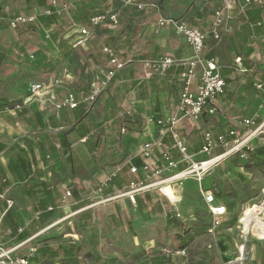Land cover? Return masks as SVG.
I'll use <instances>...</instances> for the list:
<instances>
[{"label": "rangeland", "instance_id": "374dc122", "mask_svg": "<svg viewBox=\"0 0 264 264\" xmlns=\"http://www.w3.org/2000/svg\"><path fill=\"white\" fill-rule=\"evenodd\" d=\"M56 1L60 6L64 3H68L70 6L65 11H62L61 16L47 18L43 13L48 6V0H0V98L4 99V94L10 97L18 96L21 93L33 94V90H40L41 88H38V86L34 88L37 82H43L50 77H55L63 68L71 69L73 75L77 73V77H80L79 70L81 69L79 68L82 67V64L80 65L79 60L83 61V63L86 62L85 66L88 65V70L85 71L86 76H89L91 71L94 72V67L91 63H96V61H92L87 56L86 51L84 52L79 47L73 48L70 44L73 43L75 45L77 43V40L72 41L73 38L79 36L77 28L86 27L90 30L92 35L90 40L93 48L92 52L99 59L98 63L93 64L98 65V67L102 68L108 62L106 56L104 55L105 57H103L101 55V49L105 45L114 46L116 51L119 52V57L124 59V61H132L126 66L127 68H124L125 71L121 73L119 81L113 82V88L110 92H113L116 96L112 98L109 89L98 99L99 101L95 105L91 106L87 101H84L87 95V88L73 91L69 86L68 89L75 93L80 101V105L86 106L84 112L87 110V113L84 114L81 120H77L70 130L62 132L67 133L72 130L71 134L73 132L77 135L88 134L87 147H85L88 151V157H86L87 153L84 150L78 149L79 146L76 145V148L71 147L72 151L66 156L67 159L65 157L62 158L65 161L68 160V162L71 161L82 165L80 167H83L84 171L90 168L91 172L94 170L95 174L98 172H100L98 174H101L102 171H108L110 167L114 168L120 159L111 158L104 165L110 154L108 148L103 147L100 141L103 135L101 130L107 131L106 129L110 125L108 122L111 123L114 119V112H116L117 103L120 101L118 98L123 95L124 91L128 93L131 77H139L134 70L130 73L131 68H134L132 64L135 62H133L135 54L132 52V47L126 43L127 40L122 39L125 35L128 37L129 35L132 36V31L127 29L131 25L130 20L127 17L126 9L120 8L119 16L121 21L117 28L109 29L101 27V29H94L88 24L81 25L77 23L76 17L80 13L78 9L81 8L84 12L85 9L91 7L100 8V5L102 7L104 3V6L108 10L112 9L115 11L119 6H114L110 2L106 5L104 0H82V3H76L74 0ZM153 1L157 2L158 5L159 2H162L161 7H165L164 17L172 16V19H176L174 10L179 0ZM151 9L149 7L143 12V16L140 15L139 18H135L132 26L139 33L143 27L149 26L148 22L150 23V17H152ZM19 13L27 16L37 15V21L35 24L25 25L18 30H14L10 26V20ZM179 18L177 17V19ZM254 28L250 26V30L255 31ZM165 32H163L164 34L161 37L167 41L169 40L168 33ZM149 34L150 31H147L146 39H148L147 43H151V47L154 44L159 47L163 44L161 46L163 48L172 47L171 43L166 46V43L156 37V34ZM47 35L51 36V38H48ZM143 37V35L140 36V39L137 41L138 45L142 44ZM117 40L121 41H119L120 44L111 43L117 42ZM259 40V42L256 40V43L250 46L252 56L242 59V62L249 61L260 68H264V52L261 47V43H264V41L263 39ZM243 44L245 42L242 43V46ZM53 65L55 67L52 69ZM233 67L244 69L246 66L245 63L240 66V64H236L235 62ZM97 70L99 71L97 68L95 72ZM241 74L239 75L241 76ZM235 84L233 83L231 88H234ZM59 91L63 92L65 89L59 87ZM251 91V93L257 92L255 89H251ZM251 93L246 94L248 100L252 99V96L254 97ZM257 96H260L261 100L264 98L261 94ZM122 103L124 102L120 104ZM63 109L68 108H61V110ZM123 111L124 109L120 111V115L123 114ZM227 114L231 115V118H234L235 113L229 112ZM124 116L126 115L124 114ZM131 119L127 117L126 121L128 122ZM180 127V125H177L176 129L179 131ZM195 142L193 140L190 141V138H188V147L190 145L192 148H195V145H193ZM261 144L262 142L257 143L258 146H262ZM103 150L106 151V157L104 156L103 161H100ZM172 156L175 159L176 155L174 151H172ZM203 159L200 156L194 157L195 161H202ZM259 160L263 162L261 165L259 161L243 160L241 161L242 165H236L231 170V173L226 171L228 165L224 161L217 170L207 172L202 177L192 174L182 179V182L179 181V183H175L170 187L158 185V188L155 190H150L155 197L156 205L158 204L157 198L161 199L168 206H171L168 197H172V199L181 198V201L177 204V208L183 215L186 229L191 228L192 224H196V222L201 220L205 222L207 219H211L203 203L202 193L213 190L220 194L227 204L235 202L232 208L228 210V215L217 226L218 232L215 237L205 234L203 236H195L191 241L189 246L193 248L196 254L192 258L194 262L202 261L206 264H223L224 262L242 257V261L239 264H264V213H261L264 210V157ZM98 169L101 170L99 171ZM178 171H182L180 166ZM233 172L242 173L245 179H234L236 177L232 174ZM167 177V175H164L160 179ZM98 180L100 179L89 180V182L85 181L84 184L78 182L77 186L80 189L79 198L82 199L81 209L77 213L73 209L71 213H68L70 217L65 214L64 218H67L65 220L57 218L56 220L49 221L41 231L33 226L32 231L41 234L40 239H38L41 241L27 243L17 253L21 255L30 254V248L37 247L39 249L42 245L53 249L58 248V245H63L67 248L78 245L82 249L79 264H99L95 259L100 256H103L105 259L117 257L121 260H130L133 256H140L143 250L145 254H142L136 262H132L131 264H169L168 257L171 258L174 249L167 243V238L171 234H180L181 229H179V226H176V224H179L176 222L168 223L167 219H164L162 214L158 213L159 209L156 206L152 208L151 205L148 212L141 213L136 204L128 197H122V199L112 202L105 201L106 192H98L102 184ZM102 180L105 179L103 178ZM157 181L154 180V182ZM244 186H248L252 190L249 194L250 199H247L242 193V187ZM173 190L177 192L178 196H173ZM118 191L115 190V193H118ZM231 191L236 193L237 198H233L228 194ZM166 209L168 208L166 207ZM259 214L258 220L252 222L254 216ZM246 229H251L248 234H246ZM193 232H195V229ZM245 236L248 238L246 243ZM158 244H161L165 248L167 247L166 249L170 253L161 251V249L154 252V248ZM243 244L246 246L244 247V252L241 253ZM187 249L189 250V247ZM184 252L185 254H183V251L180 253L183 256H187L186 250ZM86 254H92L94 257L91 260L85 261L83 255Z\"/></svg>", "mask_w": 264, "mask_h": 264}, {"label": "crops", "instance_id": "0c3cea01", "mask_svg": "<svg viewBox=\"0 0 264 264\" xmlns=\"http://www.w3.org/2000/svg\"><path fill=\"white\" fill-rule=\"evenodd\" d=\"M108 3L109 2H105L106 5ZM177 3L174 10L176 20L180 19L179 21H184L188 25L198 29L200 28L203 32H206L208 35V56L216 59L218 64H220L221 69L228 67L229 71H237L233 72L230 76H224L225 79L233 80V78L240 73L247 71V65L249 64L253 66L249 71L255 69V66L259 67L249 61H247V63L244 62L246 66L244 69H239L238 67L235 68L233 67V64H235L236 59L240 58L241 62L236 64L242 66L244 64L242 59L252 56L250 46L254 45L256 40L263 39L264 41V6H253L248 9L246 15H240L237 10H235V20L232 23V32L224 34V39L220 44L214 40L210 30L214 11L222 5V0H179ZM116 5L119 6L118 9H126L127 17L131 24L127 29L132 31V36L129 35L128 37L125 35L122 39L127 40L126 43L128 46L132 47V52L135 55H144V59L134 60L135 62H138L136 64L133 61L134 64H132V67L134 68H131L130 73L134 70L139 77L133 78L132 76V79L130 78L131 84L128 88V93L124 91L123 95L118 98L120 101L117 103L116 112H114L115 117L111 123L108 122L110 125L106 129L107 131H104V135H102L100 140L103 147L108 148L110 154V157L106 160L104 165L107 164L111 158H120L117 163L121 160H123V162L114 168L110 167L106 172L102 171L101 174H98L100 172L95 174L94 170L91 172L90 168L85 171L86 173H90L89 180L100 179L98 180L100 182L105 181L102 179H106L128 160H134L137 158L142 150V145L145 142L152 141L153 139L164 135L163 129L154 123H149L148 120L152 116L157 119H167L180 101V93L183 86L182 80L186 67L181 65L174 66L170 69L167 76L160 77L157 73V69L152 66V64L162 57L170 56L176 60L184 61L192 56V51L186 44L185 39L174 33L170 26L166 25L164 28H159L160 18L161 16H165L164 6L160 10L151 9L153 18L150 17V23L148 22L149 26L143 27L139 33L137 29L135 30L132 24L135 22V18H139L140 15L143 16V12L146 10L139 11L134 6L126 7L122 0H116L114 6ZM103 6L104 3L102 7L100 5V8H105V6ZM166 17L171 18L172 16ZM177 17L180 18L177 19ZM250 26L255 27V31L250 30ZM147 31H150L149 35L156 34V37L165 42L166 46L171 43L170 45L172 47H165L167 48L165 49L161 47L163 44L160 47L156 44L151 47V43H147ZM164 31H166L165 33H168L169 40L167 41L163 40L161 37L163 36ZM142 35L144 36L142 39L143 42L138 45L137 41ZM90 40L84 48H79L84 50V52L86 51L87 56H89L92 61L98 63L99 59L96 58L95 54L92 52L93 48ZM119 41L117 40V42L114 41L111 43L120 44ZM243 42H245V44L242 46ZM261 44V47L263 48L264 43ZM105 46L112 47L116 51V48L112 45ZM164 51L168 52L166 53ZM117 53L119 52L117 51ZM101 55L105 57L103 51ZM122 60L124 61V59ZM125 62V68H127L126 66L132 61L129 60ZM79 63L80 65L82 64V67L79 68L81 69L79 70V73L81 74L80 77H77V73L73 75L71 69L63 68L62 71L55 76L57 78L50 77L43 82H37L34 85V88L37 86H40L41 88L33 94L29 95L21 93L18 96L16 95L12 97L4 94L3 96V98H6L10 102H19L20 104L22 102H28L24 110L21 112L6 109L0 110V193L3 194L6 199L8 198L14 201V206L8 208L6 202L0 199V244L7 249L17 247L30 238H32L30 243L41 241L38 240L40 239L41 234L38 232L34 233L32 231L34 228L33 226L41 231V229L44 228V225L46 226L49 221L56 220L57 218H63L65 220L67 219L64 218L65 214L69 216L68 213H71L73 209L76 210V213L81 209L80 205L82 199L79 198L80 189L77 184H79L78 182L84 184L85 181L89 182V180L71 178V175H73L71 173L72 168H79L82 165L71 162L70 160V162H68V160L65 161V159L62 158H66L67 155H63L59 148V141L60 133L70 130L71 126L74 125L77 120L83 118L84 114L87 113V110L84 112L86 106L83 107L82 105L74 110H61L57 107L70 92H73L76 89L87 88L88 93L91 87V81L99 72L98 70L95 72V69H101L98 65H94L96 63L93 62L94 64H91L94 67V72L91 71L90 75L88 74L89 76H86L85 71L88 70V65L85 66L86 62L83 63L81 60H79ZM54 67L55 66L53 65L51 68L53 69ZM261 69L264 70V68ZM124 71L125 69L121 70L113 82L119 81L121 73ZM55 79L61 80V83L55 84ZM113 82L109 92L112 91ZM233 83L235 84L236 82ZM257 83L259 82H250L248 85L250 90L246 91L244 86L245 84H248V81L245 78H241L239 82L241 86L237 93L238 98L234 103L231 102L227 96L234 90L236 84L234 85V88H231L232 84H227L225 95L222 96L217 103V115L211 118L209 117L210 115L204 113L201 121L185 120L179 124L181 126L179 132L184 139H186L187 145L188 138H190V141H196L193 144L195 145V148H192V146L189 145L191 154H197L196 156H200L198 155V152L202 148V137L205 131H211L217 136L219 133L227 132L231 128L237 126L240 128V123L244 118L250 119L251 117H256L258 123L264 121V98L261 100L260 96H257L260 94L264 96V91L256 89L255 84ZM65 85L67 88L64 87ZM69 86L73 91L68 89ZM59 87H63L65 91L60 92ZM251 89H255L257 92L251 93ZM110 93L112 98L116 96L113 92ZM247 93H251V95L253 94L254 97L252 96V99L248 100L246 98ZM121 102L124 103L120 104ZM121 108L131 111V118L133 120L130 118L131 120H128L127 122V116H124V114L120 115V111L123 110ZM229 112L235 113L233 116L234 118H231V115L227 114ZM213 118L215 123L213 122ZM207 119H210V122H206ZM220 121L229 125L221 128L218 124ZM231 124L234 125V127H232ZM122 126H126L125 134L120 133ZM87 139L88 136L83 137L82 135L74 134V132L69 135V141L73 142L71 147L76 148V145H78V149L84 150L87 153L86 157H88V151L85 148L87 147ZM165 139L168 141L169 145L172 144V138L170 135ZM53 147L56 148L55 153L51 152ZM172 151H174L176 155V160L179 161L182 159V156L177 150L172 149ZM104 156L106 157V151ZM144 162L153 167L157 164L156 157L154 160H144ZM179 166L181 169L186 167L185 164ZM98 170L100 171L101 169ZM105 175L107 176L106 178ZM138 177H142V175H131L129 173V167L126 166L118 178H123L125 182L130 183V181H135ZM68 191L72 193V196L66 199V202L64 203L63 199ZM105 195L108 196L109 194L105 193ZM152 196L154 197L153 194ZM157 203L156 208H161L158 213L162 214L164 219H167L166 212L171 213L170 206L165 205V203L159 198H157ZM50 207L53 208L52 212L55 214L52 218L46 220V215L49 211L48 208ZM166 207L168 209H166ZM249 230L251 229H246V234L250 232ZM24 233L29 235L24 241H21L20 237L24 235ZM176 235L177 234H171L167 238V243L174 249L173 254L171 253V258L168 257V263L190 264L188 260L191 247H189V250L186 249L187 256H183L180 252L185 250H177L178 240ZM166 248L161 246V244H158L156 248H154V252L161 249V251L170 253ZM234 260L224 262L223 264H229L230 262H233L232 264H239Z\"/></svg>", "mask_w": 264, "mask_h": 264}, {"label": "built area", "instance_id": "2783aa9c", "mask_svg": "<svg viewBox=\"0 0 264 264\" xmlns=\"http://www.w3.org/2000/svg\"><path fill=\"white\" fill-rule=\"evenodd\" d=\"M76 3H82V0H74ZM110 3H115L116 0H106ZM124 6L135 7L139 11H144L149 7L154 10H160L159 5L153 0H122ZM70 5L64 3L59 5L56 0H48V6L44 10L45 17L61 16L62 11L67 9ZM253 6H264V0H222V5L215 9L214 17L211 25V34L217 43H220L224 39V34L232 32V23L235 20L234 11L237 10L238 14L246 15L248 9ZM120 12L109 9L101 12L99 15L92 16L90 18V26L94 29L101 27L117 28L120 23ZM37 15L27 16L18 14L10 20V26L14 30H18L25 25L35 24L37 21ZM166 25L170 26L174 33L185 39L186 44L192 51V56L184 61L176 60L173 57H162L155 61L152 66L157 69V73L160 76H165L168 70L174 66H185L186 70L183 75V86L180 93V101L177 104L174 111L167 119H157L152 116L148 122L159 126L164 131L162 137L147 141L142 145V150L139 154L143 160H154L156 157L157 164L152 165L144 162L142 167L132 165V159L128 160L125 164L118 167L113 173H111L105 181L100 185L98 192L104 193L111 184L113 179L118 178L123 169L129 166V173L133 176H138L135 181H130L129 185L118 191V193L106 195L107 202L116 201L122 199V197H128L136 204L135 196L140 192H147L155 190L158 185L164 187H170L175 183L182 182L188 175L197 174L198 177H202L203 174L215 171L220 167L222 162L238 155L241 160H248L247 153L254 152L257 148H264V121L262 123L257 122L256 117L244 118L241 121V127L231 128L227 132L219 133L215 136L211 131H205L202 137V148L198 152V155L204 158L202 161H195L194 157L197 154H191L187 145L186 139L176 129V126L185 120L201 121L204 113L215 116L218 114L217 103L218 100L225 95L227 89V80L222 74L220 64L214 58L208 56L207 39L208 35L200 28H196L188 25L184 21H179L172 18H164L161 16L159 21V28H164ZM261 25V24H259ZM78 32L77 40L74 45L70 43L73 48H84L87 42L91 39L92 35L89 29L86 27L77 28ZM48 38L51 36L47 35ZM71 41V42H72ZM70 42V41H69ZM104 55L107 58L108 64L102 67L91 81V87L87 93L84 101H87L91 106L95 105L104 92L110 89L113 80L118 73L125 68L126 62L123 61L117 51L114 48L105 46L102 49ZM241 59H236V63H240ZM55 84H60L61 80L55 79ZM255 87L259 91H264V83H257ZM40 88V86H38ZM37 89L33 90L34 93ZM28 102H22L16 105L14 109L6 108V110L23 111ZM80 105V101L75 93L70 92L62 103L58 104V109L63 107L69 110L77 109ZM123 114L127 117H132V112L124 110ZM120 133H126V126H122ZM171 136L172 144L168 146L165 143V138ZM262 142V146H258L257 143ZM172 149L177 150L182 156L181 160H176L172 156ZM180 163L185 164L186 167L182 171H177ZM189 164V166H187ZM167 175V178L162 176ZM154 180H158L154 182ZM170 189V188H169ZM173 196H178L175 190L172 191ZM72 193L67 192L64 197V203L66 199L70 198ZM105 196V195H104ZM203 203L206 206V211L211 217V224L208 226V234L215 237L217 235V226L220 225L223 218L228 215L226 205L221 201H218L217 195L213 190H208L202 193ZM168 197V196H166ZM103 198V197H102ZM171 206V213H174L177 218L181 219L183 223L185 220L182 213L177 208V204L181 201V198L172 199L168 197ZM0 199L6 202L7 207L14 206V201L6 199L3 194L0 193ZM49 211H53V208H48ZM245 243L248 238L245 236ZM32 238L25 240L17 247L7 249L0 244V264H32L31 257L36 253L35 248H30V254L21 255L17 251L30 243ZM243 244L241 247V253L244 252ZM183 254L185 252L183 251ZM242 257L237 258L235 261L239 263ZM232 264V263H229Z\"/></svg>", "mask_w": 264, "mask_h": 264}, {"label": "trees", "instance_id": "16d2710c", "mask_svg": "<svg viewBox=\"0 0 264 264\" xmlns=\"http://www.w3.org/2000/svg\"><path fill=\"white\" fill-rule=\"evenodd\" d=\"M104 1L107 2L106 0H104ZM161 3L162 2H159L160 9H162ZM112 4L114 5V3H112ZM107 10H108L107 7H105V8H98V7L92 8L91 7V8L85 9L83 12V10L80 8V9H78V11H80V13H78V16L76 17L77 23H79L81 25H85V24L90 25V18L92 16L99 15L101 12H104ZM115 11H119V9L118 10L116 9ZM46 20L49 21L50 19H46ZM221 43L222 42H220V44ZM263 52H264V44H263ZM142 59H144V55H135L133 61L134 60H142ZM244 62L247 63V61H244ZM252 68H253V66L249 64V65H247L248 70L243 72L241 74V76L238 75V77L237 76L234 77L233 80L226 79L227 84H229V85L233 84V82L236 81V86H235L234 90L232 92H230L227 96L231 102L234 103L235 100L238 98L237 93H238V90L241 86L239 84L241 78H245L248 81V84H245V86H244V89L246 91L250 90L248 88V85L250 82L258 81L259 83H264V70L255 66V69H253L252 71H249V69H252ZM169 71L170 70H168V72ZM168 72L166 73L165 76L168 75ZM233 72H237V71H235V70L229 71L228 67L222 69V73L224 76H230V75H232ZM18 104H20V103L19 102H10L6 98H4V99L0 98V110H5L6 108L14 109L16 107V105H18ZM209 117L212 118L213 116H209ZM209 120L210 119H207L206 122H210ZM213 120H214V118H213ZM213 122L215 123V120ZM218 124L221 128H224V127L229 125L227 123H222L221 121L218 122ZM71 131L67 132V133H61L60 134V141H59L60 144L59 145L61 147L60 149H61L63 155H69L72 151L71 146H72L73 142L69 141V135H71ZM101 132L104 135V131L101 130ZM87 135L83 134L82 136L86 137ZM164 141L168 146H170L166 139ZM55 151H56V148L53 147L51 149V152L55 153ZM104 153H105V150H103V152L101 153L100 161H102V159L104 157ZM247 157H248V160H250V161H253V160L259 161V163L261 165L263 162H260L259 159L264 157V148L260 147V148H257L252 153H247ZM241 161H243V160H241L238 155L231 157L230 159L226 160L225 162L228 165L226 171L231 173L232 172L231 170L233 168H235L236 165H242ZM122 162H123V160L116 163L115 166H118ZM143 164H144V160L142 159V157L138 156L137 158L132 160V165L142 167ZM71 173L73 174V175H71V178H73V179L74 178H80L83 180L84 179L89 180V178H90V173L89 172L86 173L84 171L83 167H79V168L74 167V168H72ZM232 174L235 175L234 177H236L234 179H237V180H241V178L245 179L244 176L242 175V173L233 172ZM128 185H129V183L125 182V180H123V178L113 179L111 181L110 186H109L110 188L107 189V191H106V194H111V193L115 192V190L120 191V190L124 189L125 187H127ZM242 190H243L242 191L243 195L246 196L247 199H250L249 194L252 190L248 186L242 187ZM214 193H215V195H217L218 201H220V202L222 201L226 205L227 210L232 208V206L234 205L235 202H230L227 204L225 202V199H223V197L220 194H218L216 192H214ZM228 194L231 195L233 198H235V197L237 198V195L234 191H231ZM135 198H136L138 210L141 213L148 212L150 210L149 207L151 205H152V208H154L155 206L157 207L156 201H155L154 197L152 196L151 191L138 193V195H136ZM160 209L161 208L159 207V210ZM166 213H167L166 217H167L168 223H175L176 222L179 224V225L176 224V226H179V229H181L180 234L176 235L177 240H178V249L177 250H186L188 247H190L189 245L195 236L198 237V236H203L205 234H208L207 228L212 222V220L210 218L207 219L205 222H203L202 220L199 222H196V224H192L191 228L186 229L185 228L186 225L183 223V221L181 219L177 218L174 213H169V212H166ZM54 214H55L54 212L48 211V213L46 215V220L52 218V216ZM194 229H195V232H193ZM28 235L29 234L24 233V235H22L20 237V240L24 241ZM34 248L37 251L31 257L32 264H79V258H80V255L82 254V249L78 245H75L74 247L71 246L70 248L64 247L63 245H58V248H55V249H53L49 246H46V245H42L41 248H39V249H37V247H34ZM142 254H145L144 250L142 251ZM142 254H140V256ZM140 256H133L130 258V260H121L117 257L105 259L103 256H100V257L96 258L95 261H97L99 264H131L132 262H136ZM194 256H196V254H195L193 248H190L188 262H190V264H205V262H202V261L194 262L192 259ZM197 256H200V255H197ZM93 257L94 256L92 254L83 255V259L85 261H88V259L91 260V258H93Z\"/></svg>", "mask_w": 264, "mask_h": 264}, {"label": "bare ground", "instance_id": "6f19581e", "mask_svg": "<svg viewBox=\"0 0 264 264\" xmlns=\"http://www.w3.org/2000/svg\"><path fill=\"white\" fill-rule=\"evenodd\" d=\"M180 181H181V180H180ZM261 213H264V211H263V212H261ZM261 213H260V214H261ZM260 214H259V215H257V216H254V219H253V221H252V222H254L255 220H258V218H259Z\"/></svg>", "mask_w": 264, "mask_h": 264}]
</instances>
